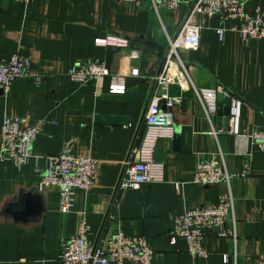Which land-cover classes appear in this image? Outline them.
Wrapping results in <instances>:
<instances>
[{"label":"crops","instance_id":"1","mask_svg":"<svg viewBox=\"0 0 264 264\" xmlns=\"http://www.w3.org/2000/svg\"><path fill=\"white\" fill-rule=\"evenodd\" d=\"M245 8L264 11V0H246ZM184 15L182 9L163 12L170 36ZM200 24V48L182 55L198 89L220 87L244 102L239 136L221 133L225 122L218 121V113L207 119L193 90L171 86L170 95L181 96L182 102L168 108L174 139L157 143L164 179L127 191L115 220L108 223L124 162L161 70L167 35L148 3L135 8L120 0H35L25 13L13 0H0V65L20 55L30 59L31 71L41 77L39 85L16 81L7 98L0 88V137L5 114L19 118L22 128L46 122L28 163L18 167L0 160V264H59L62 242L78 234L83 217L93 245L105 232L144 236L154 264H264V152L250 139L264 128V39L246 44L231 31L238 23L219 15H204ZM219 28L227 29L223 40ZM112 36L127 39V49L111 52L96 44ZM127 55L135 58L127 60ZM89 60L106 63L112 71L139 69V77L126 79V93L136 89L134 100L109 99L108 77L97 85L74 82L69 71ZM97 115L126 116L130 125H103L96 122ZM64 151L101 163L95 186L86 193L76 190L72 212L65 215L59 211L58 188L40 190L46 158ZM220 152L230 173H242L246 164L252 168L251 178L231 184L238 241L208 234L202 241L208 257L193 258L184 239L172 244L171 216L214 205L227 192L225 185L193 183L198 161L218 158ZM232 252L236 258L228 263Z\"/></svg>","mask_w":264,"mask_h":264},{"label":"built area","instance_id":"2","mask_svg":"<svg viewBox=\"0 0 264 264\" xmlns=\"http://www.w3.org/2000/svg\"><path fill=\"white\" fill-rule=\"evenodd\" d=\"M20 4L24 12H29L35 0H13ZM122 3L142 8L148 3L149 9L157 16L163 31L167 35V47L161 71L154 78V87L145 110L142 127L136 134L124 162L115 198L108 212V223L115 220V210L121 198L129 190H138L144 184L162 182L164 179V164L156 159L157 143L161 139L173 140L176 126L172 113L168 108H174L182 102L181 96L169 93L171 86H177L182 91L193 90L195 100L203 110L207 119L216 115L217 95L224 93L232 98L230 113L232 131L239 136V123L244 102L239 97L231 96L224 89H198L191 79L183 51H197L201 46L200 18L204 15L221 16L223 21L235 20L238 24L231 29L237 32L246 44L264 39V11L257 8L248 11L246 0H120ZM182 9L184 19L178 31L170 36L162 21L163 12L172 13ZM227 29L217 30L220 40L224 39ZM98 46L127 49L128 40L122 37L98 39ZM127 60L135 56H128ZM70 78L86 86L97 85L98 81L108 77L111 81L109 94L123 95L126 93V79L139 77L137 68H127L122 71H112L106 63L96 61L79 62L69 71ZM19 80H28L36 85L41 77L31 71L30 59L14 55L0 65V88L7 98L12 85ZM166 108L163 109L162 105ZM45 121H39L32 127L22 128L19 118L4 115L0 137V160H8L22 167L32 158L33 149L38 136L44 130ZM216 134V131H213ZM250 139L264 152V128L255 131ZM40 183V190L49 186L57 187L60 193L59 211L69 214L74 206L76 190L88 192L95 184L101 163L91 157L78 156L70 151L50 155ZM251 164H246L242 173H230L225 159L220 152L217 157H208L198 161L193 172V183L197 185H225L227 192L220 195L214 205H207L187 210L171 216L170 239L172 244L177 239H184L188 253L193 258L206 259L207 251L202 247V241L208 234L216 237L238 241L237 219L234 215L235 200L231 184L235 179L252 177ZM90 227L83 217L78 234L62 242L59 264H124L127 261L138 264H154V252L149 247L144 236H126L118 230L104 233L96 248L88 238ZM236 245V244H235ZM236 258V253L228 256V263Z\"/></svg>","mask_w":264,"mask_h":264},{"label":"water","instance_id":"3","mask_svg":"<svg viewBox=\"0 0 264 264\" xmlns=\"http://www.w3.org/2000/svg\"><path fill=\"white\" fill-rule=\"evenodd\" d=\"M119 50L116 48H109V51H115ZM136 93V89H133L131 92H127L124 95L120 96H108L109 99L113 100H119V101H131L134 100V96ZM230 107H231V99L228 97H225L222 94L218 95V121H224L225 122V129L230 128ZM165 108V107H164ZM96 122L107 125V126H128L130 125V118L126 116H113V115H97Z\"/></svg>","mask_w":264,"mask_h":264},{"label":"bare ground","instance_id":"4","mask_svg":"<svg viewBox=\"0 0 264 264\" xmlns=\"http://www.w3.org/2000/svg\"><path fill=\"white\" fill-rule=\"evenodd\" d=\"M109 48H110V47H109ZM111 48H115V47H111ZM116 49H120V48H116ZM107 66H108V65H107ZM161 66H162V65H161ZM160 71H161V70H160ZM158 75H159V74H158ZM219 94L224 95V93H220V92L218 93V95H219ZM123 95H124V94H123ZM218 95H217V108H216V115H217V113H218V112H217V111H218ZM112 96H114V95H112ZM116 96H118V95H116ZM225 96H226V95H225ZM227 97H228V96H227ZM228 98H229V97H228ZM230 99H231V98H230ZM162 107H163V109H165V108H166V105L163 104ZM164 107H165V108H164ZM231 107H232V99H231ZM231 107H230V113H231ZM216 115H215V116H216ZM144 116H145V114H144ZM228 117H229V119H230V114H229ZM212 118H213V117H212ZM143 120H144V119H143ZM230 123H231V119H230ZM142 124H143V123H142ZM229 130H230V128L228 129V131H229ZM228 131H227V129H225V132H228ZM230 131H231V130H230ZM202 186H207V185H202ZM178 214H179V213H178ZM101 234H102V233H101ZM99 240H100V237H99L98 241L93 245L94 248H96V246H97ZM236 242H237V241H236ZM236 242H235V243H236ZM231 263H232V262H231Z\"/></svg>","mask_w":264,"mask_h":264}]
</instances>
